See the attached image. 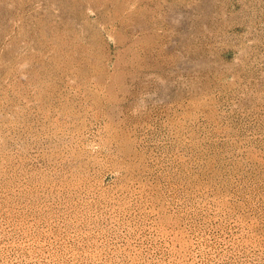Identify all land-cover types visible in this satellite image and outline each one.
Returning <instances> with one entry per match:
<instances>
[{
  "label": "rangeland",
  "instance_id": "1",
  "mask_svg": "<svg viewBox=\"0 0 264 264\" xmlns=\"http://www.w3.org/2000/svg\"><path fill=\"white\" fill-rule=\"evenodd\" d=\"M0 264H264V0H0Z\"/></svg>",
  "mask_w": 264,
  "mask_h": 264
}]
</instances>
